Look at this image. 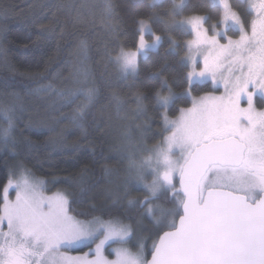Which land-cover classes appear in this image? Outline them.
Masks as SVG:
<instances>
[{
    "label": "snow or ice",
    "instance_id": "snow-or-ice-1",
    "mask_svg": "<svg viewBox=\"0 0 264 264\" xmlns=\"http://www.w3.org/2000/svg\"><path fill=\"white\" fill-rule=\"evenodd\" d=\"M166 3L151 0L145 6L152 10L147 20L139 14L142 5L133 4L138 25L133 46L120 44L106 52L119 77L135 79L141 62L159 53L165 36L169 41L163 62L148 68L143 87L151 97L137 90L131 114L119 94L110 97L128 123L112 146L123 167H102L103 203L74 209L88 203L95 187L87 165L63 178L67 188L52 191L59 176L45 179L16 164L0 187V264H264V0H245L247 18L231 0H210L209 9L217 13L214 22L195 10L184 15L194 8L190 0ZM103 11L109 20L118 15L112 0H103ZM149 20L162 25V34ZM31 24L38 25L37 45L57 32L63 36L58 21L44 24L34 17ZM173 31L191 39L180 44L170 35ZM180 49L184 54L177 60ZM89 50L87 39H81L79 65L69 73L74 87L57 86L54 81L62 74L55 68L18 73L0 56L12 74L0 79V88L11 97V103L0 104V152L15 157L21 147L36 148L24 129L55 132L46 141L51 150L75 153L83 146L85 121L102 99L100 87L89 83L94 79L87 66ZM17 74L37 86L24 85V95L9 91ZM209 82L211 90L203 91ZM221 87L223 92L215 94ZM26 96L42 99L55 125L66 122L82 129V140L69 144L66 129L57 132L31 116L21 127L31 111ZM146 100L162 121L161 138L151 146ZM68 107L71 112L64 114ZM57 113L62 119H56ZM145 219L152 229L148 236ZM84 248L88 251L82 255H71Z\"/></svg>",
    "mask_w": 264,
    "mask_h": 264
},
{
    "label": "trees",
    "instance_id": "trees-1",
    "mask_svg": "<svg viewBox=\"0 0 264 264\" xmlns=\"http://www.w3.org/2000/svg\"><path fill=\"white\" fill-rule=\"evenodd\" d=\"M112 2L118 15L109 20L103 11V0H0V29L3 30L0 32V46L4 49L0 56L14 65L18 73L36 74L43 72L47 66L49 69H57L62 74L54 81L57 86L74 87L75 82L69 73L75 71V67L79 65L76 46L81 39H87L90 48L87 66L92 77H94V79L90 78L89 83H96L101 89L102 96L100 103L95 106L92 114L85 121L87 139L83 140V146L75 153L71 148L58 151L46 147V141L49 140L50 136L55 137V132L49 133L43 128L24 129V136L33 141L36 148L30 151L21 147L15 157L0 152V187L7 182L9 169L18 163H22L37 176L45 179H51L52 175L59 176L61 182L57 183L52 191L57 188H67L68 184L63 182V178L69 175H78L80 169L87 165L92 173L89 179L95 184V187L89 194L88 203H78L74 205V209L76 212L86 211L89 203L94 202L97 205L103 203L102 167L105 164L117 169L123 167L119 154L113 150L112 146L119 142L122 125L128 123L121 118L123 113L117 114L115 104L110 97L113 92L119 94L125 105V111L129 114L135 109L133 100L137 90L151 97V91L143 87L144 81L149 75L148 68L149 66L156 68L163 62L169 46V41L165 36L159 53L154 55L147 64L141 62L137 78L124 79L119 77L115 67L108 62L106 52L117 50V46L120 44L133 46L138 27L136 23L137 9L132 7L133 4L142 5L138 11L140 16L146 20L151 15L152 10L145 7L150 4L151 0H112ZM190 2L194 8L186 11L184 15H189L192 10H195L212 16L213 21L211 22H214L217 13L209 9L210 0H190ZM170 3L171 0H167L165 7H169ZM231 3L237 11L247 18V5L244 1L231 0ZM42 11L43 14H41ZM155 11L159 12L161 9L157 7ZM34 17L44 24H48L50 21H58L63 27V36L57 32L39 45L33 43L38 31V25L33 26L31 24ZM148 22L157 34H162V25L151 20ZM110 25H114L116 30L112 31ZM170 35L180 44L191 38L177 31L171 32ZM183 54V49H180L179 55L175 59H180ZM169 58L171 59V57ZM11 75L4 59H0V79ZM175 78L179 79L180 77L175 76ZM14 79L17 83L14 89H9V91L14 90L20 92L21 95L25 93L24 85L37 86L33 81L24 79L19 74ZM169 79H173V76L170 75ZM20 81L23 83H19ZM209 90H211L210 85L203 88V91ZM176 91H181V89L177 88ZM201 94H203L202 91L194 93V95ZM8 103H11V97L5 93L4 89L0 88V104ZM25 103L31 111L24 114L25 118L20 125L21 127L27 123V118L31 116L43 119L55 127L57 132L66 129L69 144L82 140L84 135L82 129L74 128L66 122L59 126L55 125V122L44 111L45 103L42 99L26 96ZM145 104L151 117V132L148 133L146 141L151 146L161 138L162 121L151 100H146ZM186 106H190V103L177 104V107ZM62 112L64 114L70 113L71 107L62 109ZM175 114L174 112L169 113L170 117H174ZM55 115L56 119H62L60 113ZM101 118H103V123H101ZM93 119L96 120L95 124L92 123ZM133 195H140V193L133 192Z\"/></svg>",
    "mask_w": 264,
    "mask_h": 264
},
{
    "label": "rangeland",
    "instance_id": "rangeland-1",
    "mask_svg": "<svg viewBox=\"0 0 264 264\" xmlns=\"http://www.w3.org/2000/svg\"><path fill=\"white\" fill-rule=\"evenodd\" d=\"M242 1L245 2V0H242ZM177 2H179V0H177ZM145 38L150 40V37L147 36V35H146ZM190 39H191V38H190ZM208 85H210V87H212V86H211V82H209ZM222 92H223V88L221 87V88L219 89V91H217L215 94L219 95V94L222 93ZM13 198H14V194H13ZM146 221H147V222H146ZM144 226H145L146 228L149 229V232H146V233H145V236L150 235L151 232H152V229H151V226H150L149 221H148L147 219H145V221H144ZM150 243H151V242L149 241V245H150ZM87 251H88V249H87V248H84V249H82V250L73 251V252L71 253V255H82L83 252H87Z\"/></svg>",
    "mask_w": 264,
    "mask_h": 264
},
{
    "label": "flooded vegetation",
    "instance_id": "flooded-vegetation-1",
    "mask_svg": "<svg viewBox=\"0 0 264 264\" xmlns=\"http://www.w3.org/2000/svg\"><path fill=\"white\" fill-rule=\"evenodd\" d=\"M260 105H258V107H259Z\"/></svg>",
    "mask_w": 264,
    "mask_h": 264
}]
</instances>
